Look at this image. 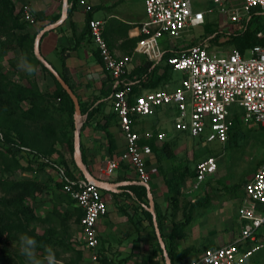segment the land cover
I'll return each mask as SVG.
<instances>
[{
	"label": "built area",
	"instance_id": "1",
	"mask_svg": "<svg viewBox=\"0 0 264 264\" xmlns=\"http://www.w3.org/2000/svg\"><path fill=\"white\" fill-rule=\"evenodd\" d=\"M208 1L215 6L219 33L227 36L242 33L253 17L264 16V0ZM82 5L85 12L90 10L89 5L84 2ZM142 5L144 19L138 24V39L132 54L142 56L145 63L152 66L162 56L160 40L175 38L189 29L208 24L205 17L212 13L193 9L191 0H142ZM18 11L23 21L34 24L28 6H21ZM85 26L104 77L109 80L110 107L122 139L118 155L99 169L98 181L106 182L119 166L124 165L135 176V185L148 186V162L152 152L148 145L140 142L162 141L164 135L144 131L138 127V122L142 117L155 116L160 109L172 113L171 127L175 132L222 146L231 127L232 106L241 109V122L264 127V29L254 34L258 43L245 55L236 49L218 55L209 51L207 40L172 52L165 64L170 72H180L181 76L173 88L164 90L144 89L136 78L130 77L131 57L117 56L108 48L102 36V21L89 19ZM166 50L171 52L172 48ZM14 151L21 165L30 161V166L35 169L44 164L41 170L51 175L55 184H61L62 192L80 211L76 242L86 263L98 264L96 224L106 213L100 190L79 174L71 180L66 178L63 168L51 163L47 157L31 159L27 149L14 148ZM215 170L214 157L196 163L192 191L197 190ZM36 172H25L27 174L21 176L35 178ZM235 217L236 231L227 243L204 248L186 264H245L264 248V233L259 231L264 228V160L242 184Z\"/></svg>",
	"mask_w": 264,
	"mask_h": 264
},
{
	"label": "crops",
	"instance_id": "2",
	"mask_svg": "<svg viewBox=\"0 0 264 264\" xmlns=\"http://www.w3.org/2000/svg\"><path fill=\"white\" fill-rule=\"evenodd\" d=\"M10 1L15 7V12L21 6L26 5L34 16V24L28 27L30 35L35 37L42 29L56 25L39 36L36 45L37 53L58 75H64L69 89L77 99L81 111L79 117L81 124L78 128L80 160L83 159L85 170L93 178H97L98 171L104 163L115 158L120 152L122 139L117 131L116 120L110 107L109 80L104 77L95 46L87 34L85 18L89 14L90 19L103 22V39L107 45H110L108 48L120 56L123 54L111 45L122 41L121 32L142 22L144 13L143 18L133 20L132 13L127 14L126 9L121 7L122 0H77L69 17L61 21L63 0ZM83 2L90 6L89 12L84 11ZM66 4L68 5L67 1ZM135 56L139 55H133V58ZM133 65L132 60L131 69ZM86 114H91V121L84 124ZM102 125H105L104 130L111 138L113 149L110 153L107 149L105 135L100 129ZM142 129L160 131L157 126L153 129L144 127ZM175 135L188 138L181 133ZM153 142L157 147L165 143L154 140ZM183 157L186 158V156H181L180 160ZM47 158L51 163L61 166L63 170L66 168L55 156ZM173 165L177 166L171 164ZM167 167V161H161V167L158 166L153 155L148 162L150 181L147 189L152 202L150 207L145 188H143L145 199L139 196L141 202H137L130 192V189H134L137 195H140L137 189L142 187L134 184L135 176L126 166H119L106 181L110 184L109 191L100 190L106 204V213L96 224L97 252L101 261L99 264H164L158 253L154 252L158 243L154 238L155 235L153 236L154 230L152 233L147 214L150 215L148 208H151L154 214V206L161 215H165V211L168 212L167 189L164 180H168L171 176ZM66 170L71 176L78 175L74 168H66ZM34 176L40 182H46L47 185L55 188L51 175H48L46 171L39 170ZM23 178H28V176L25 175ZM186 185L190 186L188 190L184 189ZM191 185L192 178L186 179L180 187L181 195L178 197V206H182L179 209L181 217L187 218L188 222L183 228L181 238L174 243L177 253L187 252L186 257L177 264H186L198 255L202 248L227 243L231 239L232 228L234 224L236 225L237 206L231 208V200L225 201V204L222 203L220 207L216 204L218 200L213 198L211 202L208 200L205 207L192 208L191 203L200 199L202 195V184L195 191H192ZM207 193L205 192V195ZM188 194L194 195V198L189 199L191 203L185 204ZM195 196L198 198L195 199ZM203 199L205 198H201V201ZM179 211H176L174 222L180 221L177 217ZM170 228L171 223L164 219L162 234H168Z\"/></svg>",
	"mask_w": 264,
	"mask_h": 264
},
{
	"label": "rangeland",
	"instance_id": "3",
	"mask_svg": "<svg viewBox=\"0 0 264 264\" xmlns=\"http://www.w3.org/2000/svg\"><path fill=\"white\" fill-rule=\"evenodd\" d=\"M191 2L195 10H209L212 12L208 14L205 19L213 30L219 32V27L217 26L218 15L215 12V6L209 3L208 0H191ZM120 5L123 9H126L125 11L127 14L132 13L133 20L143 18L142 0H122ZM21 21L24 23L22 19ZM263 21L264 16L253 17L252 26L257 22ZM24 24L27 25H25V31L28 32L30 24ZM137 30L138 25L132 26L123 31V33L121 32L122 41L111 45L123 54L120 56L131 57V62L132 60L134 62L131 72H138L140 66L145 63L143 58L140 56H135L133 58L132 54L133 46L136 39H138ZM202 33L203 26H199L189 29L186 33L180 34L175 38L160 40L162 51L172 48L171 52L175 53L184 50L188 46L198 44L204 40ZM1 42L2 39L0 40V43ZM208 44L209 51L218 55H226L230 50L239 47L244 48L237 43H232L231 37L227 35H220L216 41ZM21 54L23 53L18 49L4 50L0 45V69L6 74L7 80L13 83L24 81L25 79L35 81L41 94L50 95L55 90L51 78L41 71L39 66L33 63L31 64L34 65L35 72L32 75H28L26 72L21 71L17 66ZM180 76V72H166L164 81L156 88L170 90L174 87L176 81L180 80ZM47 105L48 110L54 112L55 125H53L52 130L46 131L38 125L29 123H24L25 125L23 126L28 132L34 135V149L40 150L42 153L48 154L49 156H55L66 168H74V161L66 146V141L71 142V146L73 142V114L71 118H69L65 112L66 110L62 111L63 105H61V102L57 99L50 100ZM18 107L24 109L26 104L20 103ZM241 113L242 111L240 108L236 106L231 107L230 116L236 121L233 130L235 135H232L223 146L217 142L201 143L196 146V154L211 155L215 158L216 170L215 173L202 184V195L200 199H197L198 197L195 196L197 201H201L203 197L205 199H203L201 205H192V208L198 206L205 207L209 201H213V198L218 200V202H216L217 206L221 207L222 203L225 204V201L229 200L232 202L231 208L235 207V205L237 206L241 196V185L257 168V163L260 160H264V127H260L252 122H241ZM171 114L172 113L166 109H160L155 116L140 118L138 127L153 129L157 126L160 130L159 132L164 135V140L161 142L169 144V150L173 156L171 164L178 166L182 164L180 160L181 156H186L188 160L191 159V146L197 143V139L182 137V135H177V137L175 134L178 133L174 132L171 128ZM70 120L73 125L72 130L69 129ZM172 142L175 143V146L172 145ZM201 160L200 158L199 161ZM188 163L191 165L193 171L197 162ZM19 178L22 177L12 175L5 171L4 161L0 157V179L11 181ZM37 181L39 180L37 179ZM186 188L188 190L190 186L186 185L184 189ZM205 192H208L207 195H205ZM58 194L59 191L56 188L46 184V189L41 194L34 195L22 202V206L28 208L29 212L25 216H15V213L11 216V221L15 224L16 228V239L12 241L7 248V260L4 258V255L0 253V264H28L20 247V236L24 234L33 237L37 241L36 256L43 264H46L44 260L46 256L45 250L49 247L55 251L59 264H85L84 253L76 242L78 230L77 221L80 215L79 211L73 204L68 203L67 199L60 201ZM2 196L6 197L0 189V197ZM190 198H194V195L188 194L185 204L191 203L189 201ZM180 208L181 207H178L177 211H179ZM169 211L168 209V212ZM168 212L165 211V215H162V219H166V221L172 223L174 222L176 211ZM177 217L180 221L185 218L181 217L180 211ZM232 229L233 232L236 231L235 224ZM259 231L264 233V228H261ZM245 264H264V248L256 252L255 256L249 259Z\"/></svg>",
	"mask_w": 264,
	"mask_h": 264
},
{
	"label": "trees",
	"instance_id": "4",
	"mask_svg": "<svg viewBox=\"0 0 264 264\" xmlns=\"http://www.w3.org/2000/svg\"><path fill=\"white\" fill-rule=\"evenodd\" d=\"M77 0H67V3L70 4V7L67 8L66 18L69 17L70 13L74 9V5ZM22 17L20 11L15 12V7L10 0H0V43L1 47L4 50H16L18 49L21 53V56L26 58L30 63L40 67L41 71L46 73L52 80L55 90L50 95H43L39 92L37 84L35 81H30L25 79L24 81H19L17 83L9 82L6 78V74L0 69V157L3 159L5 164V171L9 172L12 175L20 176L21 173H34L43 168L44 164H39L35 169L30 166V161H27L25 165H21L19 161L15 158V151L24 148L28 150V153L31 156V159H37L38 157H48V154L42 153L40 150L34 149L35 138L31 132H28L24 128V123H29L33 125H38L42 129L49 131L52 130L54 124V112L48 110V102L50 100L57 99L61 102L62 111H65L67 116L71 118L73 114L72 104L65 94V92L60 88L57 82L52 78V76L46 71V69L40 64L32 52V44L34 35H30L25 30V25L21 21ZM90 19V15L87 14L85 22ZM23 20V19H22ZM253 20V19H252ZM252 20L247 25L246 29L235 35H229L231 37L232 43H237L244 48H236L242 55L246 54V51L253 45L258 43V40L255 38L254 34L264 29V21L257 22L252 26ZM27 26V25H26ZM86 28V26H85ZM87 31V28H86ZM203 39L211 44V42L216 41V39L221 34L216 32L211 28L210 24H205L203 26ZM210 37V38H209ZM173 55L172 52L164 50L160 61L153 65L150 63H144L138 69V72H131L130 77H134L137 81L140 82L141 87L144 89H155L162 81H164L166 72H170L165 64V60ZM20 56V58H21ZM152 66L150 71H147L149 67ZM171 73V72H170ZM62 81L67 85V81L64 75L59 74ZM20 103H25L26 107L20 109L18 106ZM81 112V111H80ZM91 121V114H86L84 124ZM236 121L231 117V127L227 133L226 141L232 136L235 135L234 125ZM83 126V125H82ZM73 125L70 120L69 129L72 130ZM101 131H103L106 142L107 149L110 153L113 149L111 145L110 135L105 132V125L101 126ZM57 141V140H55ZM205 143L201 139H197V143L191 146V159L181 158L182 164L178 166H171V161L173 156L169 150L168 143H162L160 146H155L153 140L141 141L140 144H146L149 146L155 161L158 166L161 167V161L168 162V171L170 178L164 180L166 189H167V203L169 210L177 211L178 210V197L181 195V185L188 179L192 178L194 174L191 169V165L188 163L199 162L200 158L202 160L212 157L211 155L196 154V146L198 144ZM172 145L175 146V143L172 142ZM67 149L72 155V146L71 142L66 141ZM84 164L83 159L81 160ZM263 160H260L257 163V167L262 163ZM196 165V164H195ZM74 170L79 173V171L73 165ZM257 169V168H256ZM255 169V170H256ZM254 170V171H255ZM65 176L68 179H73L66 168H64ZM55 188L59 191L58 198L60 201L68 200L67 202L73 204V202L68 198V196L62 192L61 184H55ZM234 187V186H233ZM242 187V185H241ZM0 189L6 195V197H0V253L4 255V258L7 260V248L9 244L14 241L15 238V224L11 221V216L15 213V216L26 215L29 212L28 208L22 206V202L34 195L41 194L46 189V182L37 181L36 178H19L11 181L0 179ZM140 195H137L134 189H130V192L134 195L137 202H141V197L145 199V192L143 188H138ZM241 195V192H240ZM141 196V197H139ZM205 201V200H204ZM203 201H195L191 203L192 205H201ZM144 204V201H143ZM182 207V206H181ZM77 209V208H76ZM78 210V209H77ZM154 217L157 225V229L160 233L162 242L166 250L170 264H175L181 262L185 257L187 252H176L174 243L176 240L181 238L182 231L184 226H186L188 220L185 218L183 221L172 222L171 228L168 234H162V215L159 214L155 206L153 207ZM79 211V210H78ZM80 214V211H79ZM80 217V215H79ZM78 217V219H79ZM149 225L153 227L151 222V216L147 214ZM27 222V219H26ZM78 223V221H77ZM154 236V233H153ZM155 238V237H154ZM207 248V247H206ZM202 248L201 250H203ZM163 261L161 250L158 245L156 251ZM154 254V253H153ZM155 255V254H154ZM255 254L249 259L253 258ZM248 259V260H249ZM101 261H98V264Z\"/></svg>",
	"mask_w": 264,
	"mask_h": 264
},
{
	"label": "water",
	"instance_id": "5",
	"mask_svg": "<svg viewBox=\"0 0 264 264\" xmlns=\"http://www.w3.org/2000/svg\"><path fill=\"white\" fill-rule=\"evenodd\" d=\"M66 12H67L66 0H63L62 9H61V21L65 19ZM55 26L56 25H50V26L42 29L39 32V34L34 37L33 44H32V52H33L34 56L36 57V59L40 62V64L46 69V71L57 82V84L60 86V88L65 92V94L67 95V97L69 98V100H70V102L72 104V107H73V121H74L73 142H72V158H73V161H74V164H75L77 170L79 171L80 175L82 176V178L86 182L92 183L99 190L109 191L110 184L107 183V182H100L96 178H93L85 170L84 165L82 164V162L80 160L79 149H78V128L80 127V124H81L80 121H79L80 109H79V105H78V102H77V99H76L75 95L69 89L68 85H66L62 81L60 76L51 68V66L46 61H44L37 53L36 45H37V40H38L39 36L42 33H44L45 31H47L48 29H52ZM147 187L148 186H146L145 189L147 190L148 204H149V207H150L152 202H151ZM148 210H149L150 215H151V222H152V226H153V230H154V235H155L156 241L158 243L159 249L161 250L163 262H164V264H170L168 256L166 254L164 243L162 242V239L160 237V233H159V231L157 229V225H156L154 214H153L151 208H148Z\"/></svg>",
	"mask_w": 264,
	"mask_h": 264
},
{
	"label": "clouds",
	"instance_id": "6",
	"mask_svg": "<svg viewBox=\"0 0 264 264\" xmlns=\"http://www.w3.org/2000/svg\"><path fill=\"white\" fill-rule=\"evenodd\" d=\"M17 66L21 71L26 72L28 75H32L35 72L34 65H32L23 56H21ZM20 247L21 252L28 261V264H43V262L36 256L37 241L33 237H30L27 234L21 235ZM45 251L46 256L44 260L46 261V264H59L55 251L51 247L47 248Z\"/></svg>",
	"mask_w": 264,
	"mask_h": 264
}]
</instances>
